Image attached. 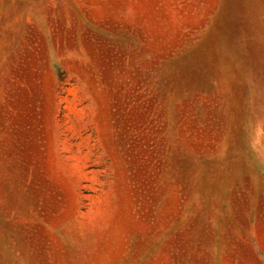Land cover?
Returning <instances> with one entry per match:
<instances>
[{
  "label": "rangeland",
  "instance_id": "obj_1",
  "mask_svg": "<svg viewBox=\"0 0 264 264\" xmlns=\"http://www.w3.org/2000/svg\"><path fill=\"white\" fill-rule=\"evenodd\" d=\"M0 264H264V0H0Z\"/></svg>",
  "mask_w": 264,
  "mask_h": 264
}]
</instances>
